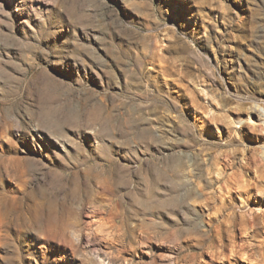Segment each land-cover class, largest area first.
<instances>
[{
    "label": "rangeland",
    "instance_id": "374dc122",
    "mask_svg": "<svg viewBox=\"0 0 264 264\" xmlns=\"http://www.w3.org/2000/svg\"><path fill=\"white\" fill-rule=\"evenodd\" d=\"M263 146L264 0H0V264H264Z\"/></svg>",
    "mask_w": 264,
    "mask_h": 264
},
{
    "label": "bare ground",
    "instance_id": "6f19581e",
    "mask_svg": "<svg viewBox=\"0 0 264 264\" xmlns=\"http://www.w3.org/2000/svg\"><path fill=\"white\" fill-rule=\"evenodd\" d=\"M258 114L261 116L263 114V111L262 110H257ZM260 157H261V160H262V166H263V171H264V146L261 148V151H260ZM218 171V170H217ZM190 172V171H189ZM187 172L188 174H174L173 175V178H172V181L174 183V181L176 182H183L184 184L181 185L183 186V190L182 192H178L177 191V188L174 186V184H171L169 187H170V191L173 193V195L171 196L170 200L172 201H177L178 199H192L193 198H196V191H199V192H203V190H207L208 188L212 187V182H211V177H210V172H206V174H202L200 172H195V173H189ZM219 174V172H217ZM208 176V177H207ZM244 176V175H243ZM241 176V175H226L227 179H226V182L223 184L222 188L224 191L223 193V199H227V193H229L233 188H235L237 191H241L243 190L245 187H246V180L244 179V177ZM190 182H195L196 183V187L195 189L193 188V186L190 185ZM202 183V184H201ZM192 184V183H191ZM181 188V187H180ZM245 191V189H244ZM243 191V192H244ZM206 192V191H205ZM154 194V195H153ZM151 196H150V199L147 200V198H145L146 200H144L143 198H140L138 199L137 203L139 205H141V207L147 209L149 207H156V206H159L160 204H162L164 202V199H161L157 196L156 193H153ZM241 194V193H240ZM217 197V195H215ZM214 196V197H215ZM220 197V196H218ZM222 197V196H221ZM223 201V200H222ZM222 203V202H221ZM200 204V202H199ZM201 205V204H200ZM207 207L208 209L210 208H213L214 209V212L211 214V219H217L219 221V224L218 226L216 227V237H217V241H218V246L220 248H224L225 245L223 244L222 240H223V236L221 235L222 231H221V226H222V221L221 219H223L224 216H227L228 218L232 219L234 218V213H227L226 210L228 207H231L232 206V202H228L227 204H220L218 206H214L212 204L211 201H208L207 202ZM2 211V210H0ZM148 211H150L148 209ZM154 211V210H153ZM148 213V212H147ZM2 214V212H1ZM0 214V220L1 218L3 217L2 214ZM238 215V214H237ZM2 216V217H1ZM241 216V215H240ZM243 216V215H242ZM241 216V217H242ZM5 218V217H3ZM226 218V217H225ZM227 218V219H228ZM240 219V218H239ZM244 219V218H243ZM231 220V221H232ZM242 220V219H241ZM3 221V220H1ZM228 222V220H226ZM225 221V222H226ZM243 221V220H242ZM246 221V220H245ZM230 224V222H228ZM236 223V222H235ZM244 223V222H242ZM228 224V225H229ZM1 225V224H0ZM236 226V225H235ZM243 226V225H242ZM227 227V226H226ZM230 228V226H229ZM245 228V227H244ZM247 228V227H246ZM242 229V228H241ZM228 230V229H227ZM246 230V229H245ZM1 231V230H0ZM242 231V230H241ZM231 234V233H230ZM221 235V236H220ZM235 235V234H234ZM245 235V234H244ZM229 236V235H228ZM216 241V239H215ZM232 242V241H231ZM234 242V241H233ZM234 244V243H232ZM235 245V244H234ZM250 245V244H249ZM230 246V245H229ZM232 246V245H231ZM230 249H232L230 247ZM234 249V247H233ZM226 251V250H225ZM220 252V251H219ZM221 252H222V249H221ZM232 252V251H231ZM230 252V253H231ZM237 252V251H236ZM220 255V253H217V255ZM238 254V252H237ZM216 255V254H215ZM218 255V256H219ZM233 255L232 253L230 254V256ZM239 255V254H238ZM237 255V256H238ZM232 257V256H231ZM242 257V255H241ZM244 257V255H243ZM249 257V256H248ZM229 258V257H227ZM233 258L236 259L237 257L235 256V254L233 255ZM221 259V257H220ZM226 259V258H225ZM239 259V257H238ZM248 259V258H247ZM230 261V260H229ZM236 261V260H235Z\"/></svg>",
    "mask_w": 264,
    "mask_h": 264
}]
</instances>
